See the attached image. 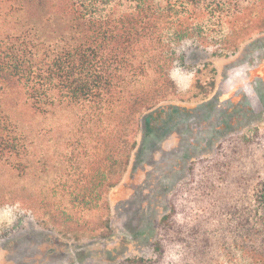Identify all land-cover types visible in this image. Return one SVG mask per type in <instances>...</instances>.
<instances>
[{
    "label": "trees",
    "instance_id": "16d2710c",
    "mask_svg": "<svg viewBox=\"0 0 264 264\" xmlns=\"http://www.w3.org/2000/svg\"><path fill=\"white\" fill-rule=\"evenodd\" d=\"M231 2L0 0V177L14 181L34 168L23 137L1 111L4 87L16 82L34 112L78 110L92 141L95 130L98 141H115L90 175L60 195L80 213L100 208L127 170L137 134L144 127L148 135L150 117L176 95L171 73L185 52L227 39ZM258 150L240 144L238 158L218 164L212 208L185 210L183 222L170 208L159 220L156 257L118 264H264V157ZM208 199L203 193L198 202ZM37 202L0 187V207ZM61 210L54 209L53 222L66 220L76 231L77 222ZM148 228L154 233L152 220Z\"/></svg>",
    "mask_w": 264,
    "mask_h": 264
},
{
    "label": "rangeland",
    "instance_id": "374dc122",
    "mask_svg": "<svg viewBox=\"0 0 264 264\" xmlns=\"http://www.w3.org/2000/svg\"><path fill=\"white\" fill-rule=\"evenodd\" d=\"M230 13L225 41L185 52L171 73L176 95L150 117L148 135L144 127L137 134L127 170L91 213L78 212L60 195L90 175L115 141H98L97 130L92 141L78 110L55 107L40 114L20 84L4 87L1 111L23 137L34 168L14 181L0 177V187L17 188L38 202L0 207V264H118L156 257L159 220L172 206L179 222L185 210L212 208L218 164L238 158L240 144L250 143L264 157V0H232ZM203 193L209 199L198 202ZM59 206L77 222L76 231L66 220L53 222Z\"/></svg>",
    "mask_w": 264,
    "mask_h": 264
}]
</instances>
